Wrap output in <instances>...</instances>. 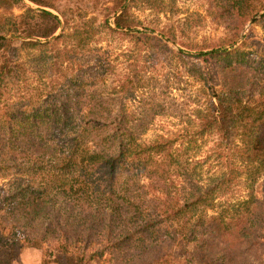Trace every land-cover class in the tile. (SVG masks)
<instances>
[{
	"label": "trees",
	"instance_id": "1",
	"mask_svg": "<svg viewBox=\"0 0 264 264\" xmlns=\"http://www.w3.org/2000/svg\"><path fill=\"white\" fill-rule=\"evenodd\" d=\"M26 1L37 8L0 23V177L14 172L0 195V264L15 263L23 248L42 250L40 264H103V253L123 264H251L264 254L255 235L264 229V43L251 27L240 37L250 20L264 27V12L253 19L264 1L249 9L246 0H213L231 33L194 54L178 50L199 62L189 72L209 87L195 135H212L237 159V174L228 164L203 182L172 140L142 142L145 123L125 108L145 64L157 65L148 50L169 51L163 35L136 28L126 4L134 0H108L98 25L92 18L73 27L76 13L57 10L56 0ZM17 3L0 0V9ZM114 35L134 47L127 72L107 86ZM22 50L36 51L37 85L27 89ZM236 175L248 186L259 181L254 214L252 193L228 209L216 201Z\"/></svg>",
	"mask_w": 264,
	"mask_h": 264
},
{
	"label": "rangeland",
	"instance_id": "2",
	"mask_svg": "<svg viewBox=\"0 0 264 264\" xmlns=\"http://www.w3.org/2000/svg\"><path fill=\"white\" fill-rule=\"evenodd\" d=\"M246 1L245 6L251 9L252 0ZM263 1L259 0V3L263 4ZM127 2L126 4L129 6L128 15L135 22L136 28L151 31L153 35H163L169 44V51L166 52L148 50L150 56L158 59L157 65L145 64L146 69L143 74H139L141 79L138 88L135 89L131 97L125 100V108L127 112L132 113L133 119L145 123L140 140L144 143L158 139L172 140V150L177 155L178 152L185 153L189 166L194 168V173L200 177L202 182L206 181L209 176L212 177L228 171L229 165L235 167L234 170L237 174V159L231 156L229 149L219 148L213 141L212 135H195L196 121L194 115L198 109L203 107L204 95L202 93H208L209 87L201 86L189 72L193 66L200 65L199 62L189 57H183L182 54L178 53L180 50L194 54L197 49L212 48L219 45L226 35L231 33L229 30L230 23L218 17L213 0H134L130 3ZM21 4L17 3L9 10L0 9V23L5 24L3 25L4 28L7 27V23L13 16L23 14L27 7L30 9L37 8L26 0H21ZM110 5L108 0L55 1L57 10L69 9L72 13H76L73 19L69 20L68 27L80 26L84 21L92 18L95 19L94 25H98L101 21L100 11L110 7ZM46 10L56 15L54 10ZM263 12L264 8L258 11L253 19L257 20ZM112 17L113 15L108 16L109 23H111ZM251 21L245 23L240 32V37L247 33L251 27L253 40L263 44V25L256 22L250 23ZM58 33L59 31H56L53 36ZM11 38L22 39L19 37ZM91 42L97 43L98 46L104 45V42H101L100 37L96 34L92 36ZM133 45L134 42L131 39L114 35L112 46L113 54H116L115 68L111 77L107 75L104 78L107 86H111V80L114 79L115 81L127 72L128 55L133 49ZM27 52L22 50L19 53V59L25 62L27 69L25 74L27 80L20 84V87H25V89L37 85L36 74L30 73V67L33 66L30 57L36 51H30V54ZM48 75L49 73L42 77L43 82H46ZM13 92L14 89L11 88L9 94L13 95ZM188 141L190 142L189 145ZM13 174V170H8L4 172V176L0 177V188L2 189L0 195L8 188V183L12 180ZM249 193H252L254 199L258 200L251 206V212L254 214L256 207L259 206L257 203L261 199L259 181L248 186L242 176L237 177L236 175L224 194L219 195L216 201L222 204L221 208L228 209L237 201L245 199ZM255 235L264 239V229L256 230ZM19 238L23 241V236H19ZM46 246L47 244L42 246L44 250H46ZM259 253H254L258 258L255 257L251 264H264V254L260 255ZM131 255L134 256L132 252ZM41 258L42 250L23 248L18 260L12 264H40ZM102 261L103 264L124 263L119 257L106 253H103Z\"/></svg>",
	"mask_w": 264,
	"mask_h": 264
}]
</instances>
